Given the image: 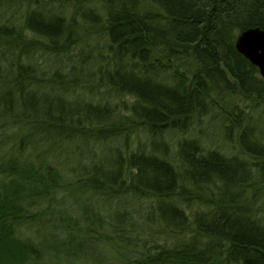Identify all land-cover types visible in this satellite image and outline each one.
<instances>
[{"label":"trees","instance_id":"16d2710c","mask_svg":"<svg viewBox=\"0 0 264 264\" xmlns=\"http://www.w3.org/2000/svg\"><path fill=\"white\" fill-rule=\"evenodd\" d=\"M250 26L264 0H0V264H62L22 227L59 190L116 264H264ZM206 117L230 152L196 134Z\"/></svg>","mask_w":264,"mask_h":264},{"label":"rangeland","instance_id":"374dc122","mask_svg":"<svg viewBox=\"0 0 264 264\" xmlns=\"http://www.w3.org/2000/svg\"><path fill=\"white\" fill-rule=\"evenodd\" d=\"M259 109L264 110V104L258 105L256 110ZM215 121H217L215 117H206L201 121V125H199L201 127L198 128L196 134L203 138L205 144L230 152L229 143L222 140L219 133L221 128L217 126ZM256 127L258 131L264 133V111L256 112ZM54 194H56L54 199L43 201L41 204L43 207L37 220L22 226L24 235L32 237L36 241L41 255L40 260L43 263L53 260L62 264H116L119 258L113 250L109 249L106 244L107 241L89 239L78 232L77 220L81 224V220L83 221L81 217L86 214L80 203L82 201L67 190H59ZM88 199L93 203L95 202L93 198ZM88 205L93 206L92 204ZM98 205L102 207L100 209H108L107 205L101 203ZM112 211L113 209L110 210V212ZM66 223H69L68 225H71L73 229L71 235H74L72 241L74 247L72 250L61 246L64 237L70 233L68 230L62 229L63 224ZM94 226L107 231L106 225L100 227L99 224H95ZM57 232L59 233L58 237L55 236Z\"/></svg>","mask_w":264,"mask_h":264},{"label":"water","instance_id":"95a60500","mask_svg":"<svg viewBox=\"0 0 264 264\" xmlns=\"http://www.w3.org/2000/svg\"><path fill=\"white\" fill-rule=\"evenodd\" d=\"M235 37L236 50L255 65L264 77V29L259 26L246 27Z\"/></svg>","mask_w":264,"mask_h":264}]
</instances>
